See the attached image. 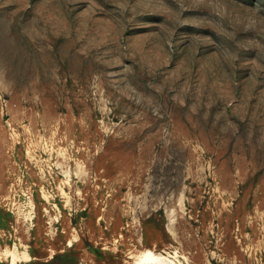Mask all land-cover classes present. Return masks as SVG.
I'll use <instances>...</instances> for the list:
<instances>
[{"label": "rangeland", "instance_id": "rangeland-1", "mask_svg": "<svg viewBox=\"0 0 264 264\" xmlns=\"http://www.w3.org/2000/svg\"><path fill=\"white\" fill-rule=\"evenodd\" d=\"M0 264H264V0H0Z\"/></svg>", "mask_w": 264, "mask_h": 264}, {"label": "trees", "instance_id": "trees-1", "mask_svg": "<svg viewBox=\"0 0 264 264\" xmlns=\"http://www.w3.org/2000/svg\"><path fill=\"white\" fill-rule=\"evenodd\" d=\"M59 257H60V254H58V255H56L55 257H53L52 260L54 261V260L58 259ZM48 263H50V262H48Z\"/></svg>", "mask_w": 264, "mask_h": 264}, {"label": "bare ground", "instance_id": "bare-ground-1", "mask_svg": "<svg viewBox=\"0 0 264 264\" xmlns=\"http://www.w3.org/2000/svg\"><path fill=\"white\" fill-rule=\"evenodd\" d=\"M12 255H15V253H14V254L12 253ZM16 257H17V255H16ZM16 260H17V259H16ZM14 261H15V260H14Z\"/></svg>", "mask_w": 264, "mask_h": 264}]
</instances>
